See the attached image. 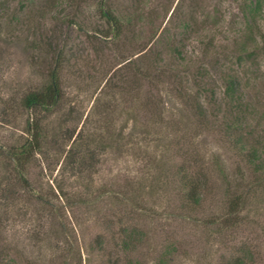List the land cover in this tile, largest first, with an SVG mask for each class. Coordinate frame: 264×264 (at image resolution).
<instances>
[{
	"label": "rangeland",
	"instance_id": "rangeland-1",
	"mask_svg": "<svg viewBox=\"0 0 264 264\" xmlns=\"http://www.w3.org/2000/svg\"><path fill=\"white\" fill-rule=\"evenodd\" d=\"M249 1L0 0V262L225 264L245 254L264 264V174L244 164L216 116L201 121L177 93L193 96L196 81L219 94L235 72L262 116L264 62L248 54L264 35V0L252 23ZM106 9L124 21L117 36ZM59 51L58 107L22 108ZM27 120L39 124L40 150L22 172L27 187L4 192L5 153L29 136ZM190 182L198 204L185 198ZM236 196L244 205L230 216Z\"/></svg>",
	"mask_w": 264,
	"mask_h": 264
},
{
	"label": "trees",
	"instance_id": "trees-1",
	"mask_svg": "<svg viewBox=\"0 0 264 264\" xmlns=\"http://www.w3.org/2000/svg\"><path fill=\"white\" fill-rule=\"evenodd\" d=\"M27 1L28 0H22L23 4ZM260 6L261 0H250L246 4V22L248 21L252 23L255 21L257 14L260 13ZM103 15L109 26L115 29L117 36L123 28V19L109 9L103 10ZM252 41L256 44L253 46L252 51L248 56L257 53L262 57L264 62V35L258 32L257 37H252ZM171 52L173 57L174 53L176 56L180 57V51L175 47L170 50V53ZM64 60V51L57 52L54 57V63L48 71V80L41 83L39 86L26 91L21 96L20 105L22 108L33 110L35 112H52L53 110H56L64 94L63 83L60 79L61 67L63 66L62 64ZM128 62L133 63L130 60ZM117 79H115V81ZM194 82L196 87L193 96L182 94L180 91L177 92L180 97L183 98V105H186L201 121L207 122L211 117L216 116L215 121L218 120V127H220L226 137H228L227 139L230 141L231 148L241 156L244 164L249 167L250 171L253 173L264 174V138L258 140L252 139L254 135L253 133L256 132L254 131V127L257 128L261 125L264 126V113L259 118L258 108L255 106L252 99L245 95V87L242 77L235 72L224 73L222 76V90L219 94L214 88H207L205 82L202 84L196 81ZM118 86L119 85L116 83H109L106 84L105 88L107 87L115 90ZM175 90L177 91L179 89L176 88ZM188 100H192L194 103L188 104ZM213 110H216L218 113H215ZM38 125L39 124L36 123V121L30 123L29 120H27L26 132L29 136H27L20 145H13L7 149L5 156L10 162L9 164L12 166V172L10 173L11 178L7 179L5 187L2 188L4 192H15V183L22 182L23 186L27 187L28 182L22 172L32 154L40 150L39 138L41 132ZM189 184L188 188L184 191L185 198L188 201L198 204L202 199L199 185L196 182H190ZM42 201L49 207H54L48 199L43 198ZM230 205L232 208H230L228 215L235 216L243 207L244 198L242 196H236L231 201ZM230 216L228 217L230 218ZM224 219L226 220L227 216ZM132 241L133 239L129 236L127 240L122 241L123 243L121 245L128 248ZM103 242L104 241L99 237L95 240V243L100 248L102 247ZM3 260L7 262L6 258H2L0 264H7L4 263ZM249 263L248 256L244 254L235 257L225 264ZM101 264H118V260L107 259ZM126 264L140 263L136 262L134 259H129Z\"/></svg>",
	"mask_w": 264,
	"mask_h": 264
}]
</instances>
